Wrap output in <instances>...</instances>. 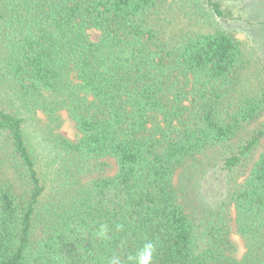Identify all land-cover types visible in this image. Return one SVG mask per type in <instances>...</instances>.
<instances>
[{"label": "trees", "instance_id": "obj_1", "mask_svg": "<svg viewBox=\"0 0 264 264\" xmlns=\"http://www.w3.org/2000/svg\"><path fill=\"white\" fill-rule=\"evenodd\" d=\"M223 4L0 0V264H135L149 242L150 264H264V84L240 89ZM61 108L79 136L51 180L27 127ZM217 167L211 204L193 188Z\"/></svg>", "mask_w": 264, "mask_h": 264}, {"label": "rangeland", "instance_id": "obj_2", "mask_svg": "<svg viewBox=\"0 0 264 264\" xmlns=\"http://www.w3.org/2000/svg\"><path fill=\"white\" fill-rule=\"evenodd\" d=\"M223 6L232 11L234 18L220 19V25L232 31L245 48L240 89L245 92L246 89L254 90L264 84V0H224ZM90 34L93 38L99 35L96 30H91ZM78 136L75 123L64 108L52 115L40 110L32 114L27 138L38 159L41 174H50L53 180L56 174L50 167L56 158V141L60 138L75 141ZM201 178L200 186L193 189H197L204 201L213 204L226 197L230 184L222 168L210 169ZM233 239L237 246L236 256L241 258L246 251L245 243L237 233L233 234Z\"/></svg>", "mask_w": 264, "mask_h": 264}, {"label": "clouds", "instance_id": "obj_3", "mask_svg": "<svg viewBox=\"0 0 264 264\" xmlns=\"http://www.w3.org/2000/svg\"><path fill=\"white\" fill-rule=\"evenodd\" d=\"M122 227L121 225L117 226ZM98 235L103 239H109L108 228L105 225H101ZM154 245L152 243H146L144 247L139 250L135 256L129 257L130 260L134 261L135 264H150L153 259ZM109 264H120V259L117 256H113L109 261Z\"/></svg>", "mask_w": 264, "mask_h": 264}]
</instances>
